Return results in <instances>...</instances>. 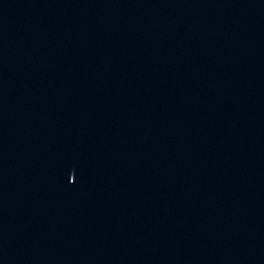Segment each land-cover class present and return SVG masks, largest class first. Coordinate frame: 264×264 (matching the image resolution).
Returning a JSON list of instances; mask_svg holds the SVG:
<instances>
[{"label":"water","instance_id":"water-1","mask_svg":"<svg viewBox=\"0 0 264 264\" xmlns=\"http://www.w3.org/2000/svg\"><path fill=\"white\" fill-rule=\"evenodd\" d=\"M0 264H264V0H0Z\"/></svg>","mask_w":264,"mask_h":264}]
</instances>
